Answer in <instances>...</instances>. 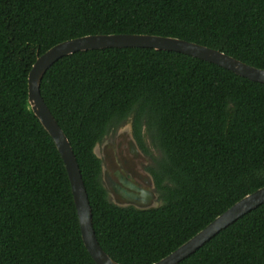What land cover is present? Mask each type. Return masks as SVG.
I'll return each mask as SVG.
<instances>
[{
  "label": "trees",
  "instance_id": "obj_1",
  "mask_svg": "<svg viewBox=\"0 0 264 264\" xmlns=\"http://www.w3.org/2000/svg\"><path fill=\"white\" fill-rule=\"evenodd\" d=\"M145 34L211 48L264 69V0H0V264H96L68 176L28 103L37 57L89 35ZM41 96L68 139L96 239L118 264L166 257L264 187V84L176 52H76L44 74ZM129 122L156 207H119L97 145ZM178 264H264V204Z\"/></svg>",
  "mask_w": 264,
  "mask_h": 264
},
{
  "label": "water",
  "instance_id": "obj_2",
  "mask_svg": "<svg viewBox=\"0 0 264 264\" xmlns=\"http://www.w3.org/2000/svg\"><path fill=\"white\" fill-rule=\"evenodd\" d=\"M105 48H149L157 51L181 53L262 84H264V69L249 66L220 51L192 42L145 34L84 36L59 43L36 58L27 77L28 103L43 128L51 136L62 158L71 188L83 244L96 264H118L104 252L96 239L90 203L78 163L68 139L52 116L40 93V84L44 74L59 59L76 52ZM125 130L128 131V134L131 133L129 127L121 131ZM126 141L128 142L126 151L142 160L137 144L131 134ZM113 156L110 146L109 153L103 147L102 182L112 203L119 207L132 206L139 210L156 207L157 195L154 191L152 177L145 174L140 167H137L135 160H128L127 165L126 161L122 159L121 163L126 165L131 175V178L126 177L125 173L118 168L116 159ZM142 161L145 162V159L143 158ZM110 168L111 171L113 170L112 175L109 174ZM136 175L144 178V181H146L145 187H141L136 183V180H134ZM262 204H264V187L243 197L175 251L153 264H178L221 230Z\"/></svg>",
  "mask_w": 264,
  "mask_h": 264
},
{
  "label": "flooded vegetation",
  "instance_id": "obj_3",
  "mask_svg": "<svg viewBox=\"0 0 264 264\" xmlns=\"http://www.w3.org/2000/svg\"><path fill=\"white\" fill-rule=\"evenodd\" d=\"M129 128H130V126H129ZM130 134H128V131L125 130V131L117 132L114 136L111 135L107 140V144L103 145L104 150L106 149L107 153H109V146H110V148L113 152V155H114L113 157L116 159L118 168L125 173L126 177L131 178V175H130L128 169L126 168V165L121 163L122 159H124L126 161L127 165H128V160H130V159L135 160L137 167H140L144 171L145 174L150 176V174L147 172L146 168L152 164L153 158H155L157 156V152L154 149L150 148L148 150V154H145L136 145L138 152L142 156V160L144 158L145 162L140 160L138 157L134 156L133 154L130 155V153L128 151H126L128 149V142L126 140L128 137H130ZM112 171L110 168L109 174L111 173V175H112ZM132 172L134 173V171H132ZM134 180H136V183H138L139 186L145 187L146 181H144V178L138 177L136 175V178H134Z\"/></svg>",
  "mask_w": 264,
  "mask_h": 264
},
{
  "label": "rangeland",
  "instance_id": "obj_4",
  "mask_svg": "<svg viewBox=\"0 0 264 264\" xmlns=\"http://www.w3.org/2000/svg\"><path fill=\"white\" fill-rule=\"evenodd\" d=\"M128 127H129V122L123 123L122 125H120V126L118 127V129L116 130V132L112 134V136H114L117 132H119V131H121V130H123V129H127ZM109 137H110V136H109ZM109 137H107V138L103 141V143L97 145V147L95 148V153L97 154V156H98L101 160L103 159V145L107 143V140H108ZM157 155H158V154H157ZM110 200H111V199H110ZM155 204L158 205L159 203L156 201Z\"/></svg>",
  "mask_w": 264,
  "mask_h": 264
}]
</instances>
